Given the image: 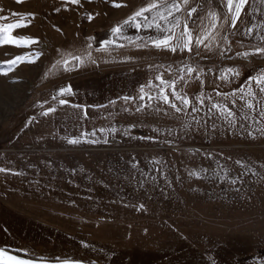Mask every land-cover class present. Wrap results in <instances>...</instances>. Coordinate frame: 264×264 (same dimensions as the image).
<instances>
[{
    "label": "rangeland",
    "instance_id": "1",
    "mask_svg": "<svg viewBox=\"0 0 264 264\" xmlns=\"http://www.w3.org/2000/svg\"><path fill=\"white\" fill-rule=\"evenodd\" d=\"M152 2L0 0V27L27 25L0 32L22 38L0 44V249L45 262L264 264V0H247L235 20L237 0L232 11L227 0H166L181 5L167 20L159 0L141 24L173 28V45L187 25L191 52L157 49L149 38L166 31L124 24ZM17 56L25 62L5 63ZM249 91L260 103L241 111L237 99L234 123L209 111Z\"/></svg>",
    "mask_w": 264,
    "mask_h": 264
},
{
    "label": "snow or ice",
    "instance_id": "2",
    "mask_svg": "<svg viewBox=\"0 0 264 264\" xmlns=\"http://www.w3.org/2000/svg\"><path fill=\"white\" fill-rule=\"evenodd\" d=\"M73 3H79V0H72ZM184 3H187V0H184ZM247 3V0H237L236 4H235V11H234V20L235 19H239L241 11L243 6ZM114 7H121L120 4H114ZM168 10H167V15L165 14L164 11H157L156 13V17H159V19L161 20H167L168 16H172L173 13L171 11V9H175V11L179 12L181 5L180 3H173L171 5H167L166 4V0H165V5H164ZM161 7V3L159 2V0H154V2L150 3L149 5H147L146 7H142L140 8V10L136 11L134 13V15H132L131 17H129L128 20L124 21L125 25L131 24L135 27L136 31H140L142 28L145 29H149L152 26H155V28L159 31H166L167 35H163L161 37L158 38H149L150 42L152 43V45L157 48V49H165V50H170L172 52H176L178 49L183 51V50H187L189 52L192 51V44H193V36L191 34V31L187 29V25H185V31L181 33V36L178 40V42L173 45L172 41L174 39H176L175 37V32L173 30V28H167L166 30L162 27V25L160 23H158L156 21V17H153L152 22L151 23H145V24H141V20L147 22L149 20L148 16L145 15V13H148L150 11H152L153 9H158ZM227 7L229 9V11H232L233 9V0H227ZM193 11H195V9H193ZM14 15H19L18 13H15ZM190 15V14H189ZM3 19H6V17H0ZM139 18V19H137ZM89 19H91V17H89ZM179 24V21L177 19V25ZM27 25L24 24H8L6 27H0V32H11L12 30L18 28V27H26ZM233 26H235V24H233ZM123 26L122 25H118L115 28H113V33L115 36L118 37H123V31H122ZM249 31H251V29H249ZM130 39V38H129ZM21 41L22 38H15L12 37L11 35L8 36V38L6 40H2L0 41V44H14L16 46H21ZM36 41H23L24 44H31V43H35ZM131 43H135V41L130 39ZM203 41L197 37L196 38V44L197 46H199L200 43H202ZM122 47V46H121ZM257 52H264V48H258L256 50ZM245 55H247V53H245ZM75 60H77L80 63H83V59L81 57H73ZM90 58V57H89ZM37 59H38V55H37ZM20 61V62H25L24 61V57L22 56H17L14 60L11 61H7L5 63L9 64V65H16V62ZM27 62L29 63H34L35 60H28ZM59 63V61H58ZM70 61H64V67H65V71L68 70V65H69ZM2 67V66H0ZM195 71V69H193L192 67H188L187 68V72L188 74H192ZM228 72H233L234 69H228ZM181 72H183V69H181ZM237 75H239V73H236ZM183 75H181L180 79L183 80ZM222 79H226V77L222 76ZM157 79H159L160 84L161 85H167L168 87L171 88V93L172 96L176 99L179 100L181 105L184 106V108L190 107L191 106V101L185 97V96H181L179 94V92L176 89V85L175 82H172L171 84H169L168 81H165L162 77H157ZM197 79H199V76H197ZM255 83L257 84V86H259V92L260 93H264V74H261L260 76H258L255 80ZM149 87H151V85H148ZM141 95H140V100H144L145 99V94H144V88L142 86L141 88ZM66 94H71V88H67V89H60L58 92V95L60 96H64ZM158 95L162 98V100L164 101V103L168 104L169 107L174 108L177 112H181L184 110V108L182 107H178L176 104L171 103V101L169 100V96L167 94V89L162 87L160 89V91L158 92ZM248 97H251V99H246L244 95L240 96L239 98H235L231 101L232 107H229L227 104H219V103H213L211 105V108L209 109V111L211 112L212 109H215L220 116L229 124L234 123V120L237 116V113L235 111H233V108L235 107L236 103H237V99H239L240 101H242V107H241V111H244L245 109L248 110H252L255 111V107L256 105L253 103V101H256V103H260V101L256 100V96L257 93L249 91L247 93ZM53 99H56V97L54 96ZM125 100H131V99H135L133 97H125ZM148 99L151 100L152 97L150 94H148ZM210 99V98H209ZM200 105L204 104V99L203 98H198ZM59 104L60 105H65L67 104V101L61 99L59 100ZM43 107V106H41ZM141 107L138 106L137 111H140ZM193 112L198 111V109L196 107H192L191 109ZM57 111L56 108L51 107L48 108L47 110H45L42 114L44 116H48L50 113H55ZM259 115L261 117V119H264V107H262L260 109ZM241 119H247V118H252L255 119V117H249L248 112H244V115L242 117H240ZM251 135V134H250ZM79 142V140L77 138H73V139H69L68 143L71 145H76ZM239 163V162H238ZM133 168L138 167V162L133 163L132 165ZM156 171H159V169H155ZM9 170H6L4 168H0V172H6ZM13 175H22V173H18V172H14L12 173ZM148 179H152L155 180V177H149V176H145L144 180H148ZM235 182V181H233ZM141 183H143V181H141ZM141 208L143 207V205L140 206ZM0 257L4 258V264H30L29 261L26 260H22V259H17L14 256H4V253L2 251H0Z\"/></svg>",
    "mask_w": 264,
    "mask_h": 264
},
{
    "label": "water",
    "instance_id": "3",
    "mask_svg": "<svg viewBox=\"0 0 264 264\" xmlns=\"http://www.w3.org/2000/svg\"><path fill=\"white\" fill-rule=\"evenodd\" d=\"M0 251H2L4 253V256H14L17 259H22V260H26L29 261L30 264H88V263H84V262H76V261H62V262H45V261H36V260H30L21 256H18L12 252L0 249ZM0 264H4V258L0 257Z\"/></svg>",
    "mask_w": 264,
    "mask_h": 264
}]
</instances>
